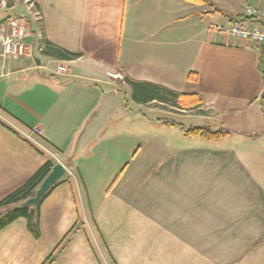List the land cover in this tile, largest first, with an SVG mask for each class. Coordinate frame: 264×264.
<instances>
[{"label": "crops", "instance_id": "0c3cea01", "mask_svg": "<svg viewBox=\"0 0 264 264\" xmlns=\"http://www.w3.org/2000/svg\"><path fill=\"white\" fill-rule=\"evenodd\" d=\"M244 3L264 7L0 0V22L28 14L30 48L0 64V200L55 164L52 156L70 171L39 204L37 237L23 217L0 230V264L53 255L48 264H264V131L221 151L219 140L175 125L244 118L248 128L258 113L264 121L259 49L213 29L241 18ZM59 64L67 72L57 76ZM155 86L195 94L202 105L185 108ZM129 103L188 125L172 121L175 140L140 143L138 129L122 123Z\"/></svg>", "mask_w": 264, "mask_h": 264}, {"label": "trees", "instance_id": "16d2710c", "mask_svg": "<svg viewBox=\"0 0 264 264\" xmlns=\"http://www.w3.org/2000/svg\"><path fill=\"white\" fill-rule=\"evenodd\" d=\"M198 2H206V0H195ZM237 20H244L243 15L241 18L235 19ZM259 56H258V68L260 73L263 77L264 81V48L260 47L259 49ZM71 57H77V54H69ZM197 79L195 73H190L188 75L189 81H195ZM156 89L162 90V92L168 95L172 100L180 99V104L185 108L197 107L202 105V98L198 97L195 94H180L166 88L155 86ZM263 94H264V87H263ZM185 134L189 136H198L205 140H219L222 138L227 132L222 131L221 129L212 130L206 126L200 127H193V128H186L184 130ZM54 165L51 161H46L22 186L17 188L16 190L12 191L4 198L0 200V230L6 227L8 224L13 222L14 220L23 217L26 219L27 228L33 234L34 237L38 235V214L37 210L41 201L46 197V195L51 191L54 187H50V189L43 195L39 203L35 207L29 208H20L17 205L26 200L27 198L34 195L35 189L41 183L43 178L48 174L51 167ZM68 235V234H67ZM67 236H65L66 238ZM64 238V239H65ZM64 239L61 243L57 246L53 253L58 252L61 250L62 245L64 243ZM54 258H49L44 264L50 263Z\"/></svg>", "mask_w": 264, "mask_h": 264}, {"label": "built area", "instance_id": "2783aa9c", "mask_svg": "<svg viewBox=\"0 0 264 264\" xmlns=\"http://www.w3.org/2000/svg\"><path fill=\"white\" fill-rule=\"evenodd\" d=\"M31 7L32 5L27 7L28 11ZM242 13L244 20H237L228 25L218 23L213 25V29L229 38L250 41L258 49L260 47L264 48V7L259 8L244 3ZM27 35V19L25 16L8 17L0 22V64L10 58L29 57L30 48L25 43ZM66 72L67 68L59 64L54 73L59 76ZM33 132L38 133L39 130L33 128ZM52 157L54 161H58L56 156ZM66 171L68 174L70 173L69 170Z\"/></svg>", "mask_w": 264, "mask_h": 264}, {"label": "rangeland", "instance_id": "374dc122", "mask_svg": "<svg viewBox=\"0 0 264 264\" xmlns=\"http://www.w3.org/2000/svg\"><path fill=\"white\" fill-rule=\"evenodd\" d=\"M34 11H35L34 19H36V22L40 23V18H39L40 15L36 12L35 9ZM207 19H210L209 16H207ZM127 98H129V96ZM175 108L177 107L174 105L171 107V105L169 104L163 107V109L171 110V111H174ZM127 114L128 115H124L122 117V123L124 127L131 128V126L133 125V128H136L134 130L138 129V133L140 136L139 137L140 143L143 141L145 142L144 144L148 143L151 137L155 138L154 136H156L157 139L161 141H166V142L170 141L171 138L175 140V135L177 134V131L171 130V128H176L174 126L173 127L171 126V124H173L172 121H176L181 124L188 125V123L182 119L179 120L173 116L164 115L162 113L149 112L146 107L144 108L141 107L138 110H136V108L133 107L130 103L127 108ZM132 117H134L133 122H130V119ZM263 122L264 121L262 120V114L258 113V115L257 114L254 115V117L251 119V122H249L251 126H249L248 128H243V127H246V125L248 124L246 123L244 118L234 119V121L231 122V124H234L236 127H241V128H230L231 124L226 119L223 122L224 124H221L219 121V123H212V124H209L208 126L211 128H215L217 130L221 129L222 131L227 132L222 138L219 139L220 142L216 145L217 147H220L219 150L227 151V146L224 147L223 144H225L228 141L229 142L233 140L239 141L245 135H252V136L260 135L261 132L264 131ZM130 123H133V124H130ZM175 125L177 126V128H183V131L186 128V127L184 128V126L180 124H175ZM194 125L200 126V125H205V124H202V122L199 121L197 124H194ZM258 140L259 142L260 141L264 142V136L260 137ZM164 143L165 142H163V145ZM253 145L255 144H249L251 148L253 147ZM261 146L263 147L264 144L261 143ZM250 151L253 152V153L250 152V156L255 157L256 156L255 151H257V149L255 148L250 149ZM261 160L262 159H259L258 161H261Z\"/></svg>", "mask_w": 264, "mask_h": 264}, {"label": "water", "instance_id": "95a60500", "mask_svg": "<svg viewBox=\"0 0 264 264\" xmlns=\"http://www.w3.org/2000/svg\"><path fill=\"white\" fill-rule=\"evenodd\" d=\"M65 175V166L60 162H56L51 167L48 174L43 178L38 187L35 189L34 195L20 202L17 206L20 208L35 207L39 203L43 195L50 189V187L61 181L65 177Z\"/></svg>", "mask_w": 264, "mask_h": 264}]
</instances>
